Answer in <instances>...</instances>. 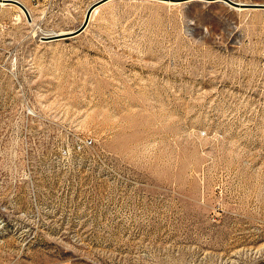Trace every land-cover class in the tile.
Segmentation results:
<instances>
[{"label":"rangeland","instance_id":"rangeland-1","mask_svg":"<svg viewBox=\"0 0 264 264\" xmlns=\"http://www.w3.org/2000/svg\"><path fill=\"white\" fill-rule=\"evenodd\" d=\"M95 1L0 4V264H264V8Z\"/></svg>","mask_w":264,"mask_h":264},{"label":"water","instance_id":"water-1","mask_svg":"<svg viewBox=\"0 0 264 264\" xmlns=\"http://www.w3.org/2000/svg\"><path fill=\"white\" fill-rule=\"evenodd\" d=\"M106 1L107 0H97V1H95L88 8L83 23L77 29H74L73 31H71V33H67V34L59 35V36H53V37H47V36H42V37L44 39H47V40H53V39L67 38V37H70V36L77 35L78 33L84 31L85 28L88 26L89 20H90V16H91V12L93 11V9L96 6H98L100 4H103ZM173 1L183 2V1H188V0H173ZM206 1H221V2H225V3L233 6L235 8H238V7H240V8H264V3L239 2V1H236V0H206ZM20 5L26 10V8L22 4H20Z\"/></svg>","mask_w":264,"mask_h":264},{"label":"built area","instance_id":"built-area-1","mask_svg":"<svg viewBox=\"0 0 264 264\" xmlns=\"http://www.w3.org/2000/svg\"><path fill=\"white\" fill-rule=\"evenodd\" d=\"M1 1V0H0ZM6 1H10L12 3H15V4H22L26 10L24 9L25 13L26 14H29L30 13L28 12V8H27V5L26 3H29V4H39V3H42V2H47V1H50V0H6ZM21 6V5H20ZM31 17V16H30ZM1 130V129H0ZM93 143V139L91 137H86L84 140H83V143H79L78 144V149H81L83 148L84 146H90L91 144ZM15 154V153H14ZM13 160L14 162H16V155L13 156ZM11 175H18V173L16 171H14Z\"/></svg>","mask_w":264,"mask_h":264},{"label":"bare ground","instance_id":"bare-ground-1","mask_svg":"<svg viewBox=\"0 0 264 264\" xmlns=\"http://www.w3.org/2000/svg\"><path fill=\"white\" fill-rule=\"evenodd\" d=\"M163 1H166V2H168V3H175L176 1H173V0H163ZM188 1H192V0H188ZM239 2H242V1H239ZM0 4L1 5H5V4H14V3H12V2H6V0H1L0 1ZM14 5H16L17 7H19V9H20V11H23V12H25L24 11V9L22 8V6H20V5H18V4H14ZM26 5H27V8H28V12L30 13V15H32L31 14V8L28 6V4L26 3ZM101 5V4H100ZM238 8H240V7H238ZM240 9H242V8H240ZM99 10V6H97V7H95L94 9H93V11L91 12V16H90V18L92 19L93 18V16L96 14V12ZM33 16V15H32ZM31 19L33 20L34 19V17H31ZM90 21V20H89ZM73 31V30H72ZM67 33H71V31H68V32H66V31H57V32H51V33H49L48 34V36L47 37H53V36H59V35H64V34H67Z\"/></svg>","mask_w":264,"mask_h":264},{"label":"crops","instance_id":"crops-1","mask_svg":"<svg viewBox=\"0 0 264 264\" xmlns=\"http://www.w3.org/2000/svg\"><path fill=\"white\" fill-rule=\"evenodd\" d=\"M110 1H111V0H107V1H106V2H104V3H107V2H110ZM104 3H103V4H104Z\"/></svg>","mask_w":264,"mask_h":264}]
</instances>
